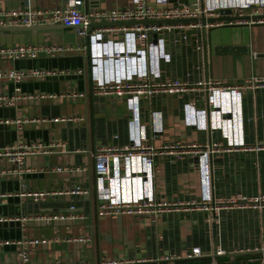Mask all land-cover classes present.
Returning <instances> with one entry per match:
<instances>
[{
  "label": "crops",
  "instance_id": "1",
  "mask_svg": "<svg viewBox=\"0 0 264 264\" xmlns=\"http://www.w3.org/2000/svg\"><path fill=\"white\" fill-rule=\"evenodd\" d=\"M67 1L0 0V11H48L66 5ZM84 1L89 7L88 0ZM129 1L96 0V3L98 9L110 10L131 7ZM110 23L94 22L89 31L111 26ZM57 25H38L49 29L0 32V46L71 47L64 52L40 53L35 59L0 60V71L24 73L19 83L23 94L56 96L43 99L21 96L12 105L0 104V151L17 143L39 142L47 147L46 152L24 158L20 177L8 173L15 167L11 157L0 155V264L6 260L18 262V242L24 238L49 240L47 244L29 248L30 260L35 264H106L110 261L211 264L210 257L172 259L184 258L194 247L204 252L215 245L226 252L264 248V209L221 212L212 222H208V215L203 213H168L151 225L146 218L133 214L99 213V201L91 193L90 199L86 198L89 194L77 197L53 194L36 203L20 196L24 192L65 191L74 185L93 187L95 149L104 145H126L131 124L143 126L157 146L206 139L224 143L218 133L209 135L208 128L202 130L185 124V96L166 94L144 100L96 93L94 87L101 76L91 73L88 35L79 36L75 29ZM189 35L185 44L167 41L171 61L161 65L162 79L205 78L244 87L252 79L264 78V22L233 21ZM106 38L117 37L107 35ZM196 38L200 42L199 51L194 49ZM83 45L87 49L83 50ZM31 69H44L53 74L42 79L31 78L26 76ZM14 85L11 78H0V94H11ZM243 91V136L246 143L255 144L264 139V88L245 87ZM78 93L84 95L78 96ZM196 108L201 109L202 105L197 102ZM16 119L29 122L15 124ZM159 127L161 130L156 132L155 128ZM54 167L65 170L55 172ZM154 167L155 190L159 197L183 202L198 197L200 184L195 158L178 160L172 156H157ZM210 170L215 196L264 195V151L216 156L210 162ZM71 204L75 206L73 212L68 210ZM56 214L65 218L51 221L45 218ZM78 237L90 240L78 242L75 240ZM260 255L224 258L253 256L249 261L258 264L256 260ZM220 257L216 258L217 262Z\"/></svg>",
  "mask_w": 264,
  "mask_h": 264
},
{
  "label": "built area",
  "instance_id": "2",
  "mask_svg": "<svg viewBox=\"0 0 264 264\" xmlns=\"http://www.w3.org/2000/svg\"><path fill=\"white\" fill-rule=\"evenodd\" d=\"M129 2L131 7L110 10L98 9L96 0H88L89 7H86L84 0H68L66 5L48 11L4 10L0 11V28L60 24L66 28L75 29L79 36L88 35L91 73L101 76V80L94 87L96 93L144 100L166 94L185 96L187 97V102L183 104L185 124L202 130L208 128L209 135L214 132L218 133L224 143L206 139L188 143L176 141L157 146L147 135L143 126L131 124L128 127L126 145H104L95 149L93 187L74 185L65 191L24 192L20 196L31 198L36 203L53 194L83 196L91 193L99 201V213L133 214L146 218L151 225H155L161 215L168 213H203L208 215V222H212L218 219L221 212L264 209V195L215 196L211 189L210 170V162L216 156L236 152L264 151V139L255 144L245 142L241 117L243 89L245 87L264 88V78L252 79L244 87L237 84L226 85L205 78L195 81L178 77L161 78V65L171 61V54L166 48L168 40L173 44H185L190 38L187 31L199 32L201 29L221 25L222 22L111 25L89 31L94 22L210 18L219 16L221 10H230L231 15H244L243 12L248 11L246 15L256 16L262 14L264 0H130ZM242 21L263 23L264 19ZM107 35L117 38L108 39ZM70 49L71 47H57L48 44L0 46V60L35 59L40 53L64 52ZM82 49L85 50L87 47L83 45ZM194 49L195 51L200 50L198 38L195 39ZM51 74H53L52 71L31 69L26 76L42 79ZM23 76L24 73L0 71V78H11L15 84L11 94H0L1 105H12L21 96L28 99L56 97L54 94L44 93L23 94L19 87ZM77 95L84 94L78 93ZM197 102L202 105L201 109L196 108ZM5 122L11 121L6 120ZM23 122H29V120L16 119L13 121L15 124ZM160 130V127L155 128L156 132ZM46 149L47 147L39 142L17 143L4 147L0 155L11 157L10 161L15 167L8 173L14 177H20L23 172L24 158L37 152H46ZM157 156H172L178 160L189 156L197 158L196 167L200 184V193L197 198L183 202L166 200L157 195L154 167V160ZM52 170L61 172L65 168L54 167ZM74 207L71 204L69 210L71 211ZM45 218L51 221L64 219L65 216L56 214ZM75 240L89 242L90 238L78 237ZM48 241L44 238L21 239L18 242L20 246L17 252L18 262L11 263L6 260L2 264H35L30 260L29 248L38 244H47ZM225 252L220 246L216 249L213 247L208 252L194 247L184 258L191 260L194 257L209 255L211 264H218L217 257L213 255L217 253L221 256ZM256 261L258 264H264V254H261ZM115 263L117 262L110 261L106 264Z\"/></svg>",
  "mask_w": 264,
  "mask_h": 264
},
{
  "label": "water",
  "instance_id": "3",
  "mask_svg": "<svg viewBox=\"0 0 264 264\" xmlns=\"http://www.w3.org/2000/svg\"><path fill=\"white\" fill-rule=\"evenodd\" d=\"M258 19H264V9L262 10V14L260 15H231V11L230 10H221L220 11V15L217 17H210V18H199V19H181V20H141V21H135V20H131V21H126V22H111V25H124V24H149V23H189V22H201V23H218V22H222V25H226L228 24L229 21H242V20H258ZM57 26H61L64 27L60 24H58ZM50 27L47 26H34V27H13V28H0V32H10V31H14V30H24V29H49ZM66 28V27H65ZM188 33H193L194 31H187ZM155 37V36H153ZM195 160L197 161V158L195 157ZM77 197V196H74ZM87 199L91 198V195H87L86 197ZM69 210V209H68ZM75 209H72L71 211L73 212ZM218 246L215 245L214 249H216ZM258 254H264V248L263 249H245V250H240V251H227L224 254H222V257L225 256H247V255H258ZM203 257H210L209 255H205V256H201ZM213 257H220L219 254L215 253L213 255ZM198 258V257H194ZM185 258H176V259H172V260H184ZM148 262H157L156 261H148ZM117 264H127V263H117Z\"/></svg>",
  "mask_w": 264,
  "mask_h": 264
},
{
  "label": "rangeland",
  "instance_id": "4",
  "mask_svg": "<svg viewBox=\"0 0 264 264\" xmlns=\"http://www.w3.org/2000/svg\"><path fill=\"white\" fill-rule=\"evenodd\" d=\"M252 257L253 256L245 257V258H243V257L240 258L239 257V258H234V260H231L229 258H223V259L218 261V264H255V262L249 261V259H252ZM194 263H195V261H194Z\"/></svg>",
  "mask_w": 264,
  "mask_h": 264
},
{
  "label": "trees",
  "instance_id": "5",
  "mask_svg": "<svg viewBox=\"0 0 264 264\" xmlns=\"http://www.w3.org/2000/svg\"><path fill=\"white\" fill-rule=\"evenodd\" d=\"M224 257H220V260L223 259Z\"/></svg>",
  "mask_w": 264,
  "mask_h": 264
}]
</instances>
